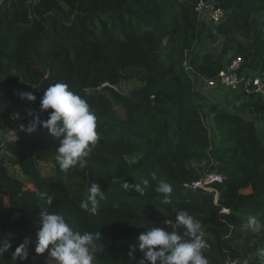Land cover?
Segmentation results:
<instances>
[{"label":"trees","instance_id":"16d2710c","mask_svg":"<svg viewBox=\"0 0 264 264\" xmlns=\"http://www.w3.org/2000/svg\"><path fill=\"white\" fill-rule=\"evenodd\" d=\"M86 1L0 0V129L18 136L0 148V236H14L0 264H15L12 252L25 236L32 241L29 256L16 264H57L47 251H34L45 209L76 230L100 233L94 264H139L143 252L128 255L138 236L156 221L171 230L164 221L175 222L180 210L201 222L209 264H226L225 249L239 243L243 253L232 249L231 260L258 259L243 243L252 237L244 227L250 216L264 224V139L245 115L252 110L264 117V100L236 95L237 113L209 105L218 136L213 145L194 84L213 80L236 57L240 71L264 81V0H203L225 13L219 24H207L210 37L223 38L218 53L195 51L205 26L195 11L200 0H120L115 12H101L102 0L83 8ZM57 82L68 84L97 116L100 138L83 169L61 171L59 139L44 128L24 130L33 116L48 118L52 110L41 112L40 102ZM21 92L36 100H21ZM210 157L223 178L210 186L216 199L214 192L189 189L214 167ZM120 178L129 184L148 179L149 185L143 195L127 192ZM160 180L173 186L168 204L156 191ZM93 182L105 197L95 216L79 207ZM230 184L249 191L230 199ZM42 191L54 196L53 205L38 198Z\"/></svg>","mask_w":264,"mask_h":264},{"label":"clouds","instance_id":"9594fccd","mask_svg":"<svg viewBox=\"0 0 264 264\" xmlns=\"http://www.w3.org/2000/svg\"><path fill=\"white\" fill-rule=\"evenodd\" d=\"M256 77L262 80L260 76ZM200 86L206 90H211L204 87L203 80L198 79L194 84V91L197 94L202 89ZM19 97L28 102L36 100L32 92H21ZM49 109L52 111L46 120H41L39 116H33L24 130L30 134L34 133L38 127L44 128L48 130L51 137L59 139L55 160L61 171L83 169L93 147L100 138L96 131V114L90 109L86 100L71 90L68 84L62 82L50 85L43 92L40 111L45 112ZM201 116L203 120V114ZM214 165L215 161L213 160V164L210 161V166L213 167ZM214 168L215 166L212 168L213 170L208 168L206 172L213 171L216 173ZM152 179L155 180L154 173ZM122 181L123 178H120V186L125 191H135L140 195L144 194L149 185L148 179L135 184ZM156 191L163 195L162 203H170V196L173 192V186L170 183L160 180ZM37 196L49 206L53 205L54 196L48 191L38 192ZM104 198L101 186L93 182L88 188L86 199L80 202L79 207L95 216L98 214L100 202ZM164 223L171 225V230L159 226H152L147 229L138 236L137 243L130 247L129 257L134 259L133 253L139 249L143 252V258L139 264H157V261L159 264H209V260L204 254L209 245L205 239L202 224L198 219L188 212L180 210L176 213L175 222L169 219L165 220ZM39 225L36 231L35 253L43 254L47 251L48 256L54 258L57 264H94L99 251V232L76 230L62 214L46 209L39 212ZM181 226L185 229L183 234L178 231ZM244 227L252 232H259L262 225L255 216H250ZM13 243L14 236L12 233L0 236V258L9 253ZM31 243L30 237L25 236L23 241L15 247L11 255V260L15 264L17 260L23 262L28 259ZM256 256L261 264H264V248H258Z\"/></svg>","mask_w":264,"mask_h":264},{"label":"rangeland","instance_id":"374dc122","mask_svg":"<svg viewBox=\"0 0 264 264\" xmlns=\"http://www.w3.org/2000/svg\"><path fill=\"white\" fill-rule=\"evenodd\" d=\"M97 3V0H87L85 4L83 5V8L91 7ZM122 8V3L120 0H102L99 4V9L101 12H106V11H112L115 12L119 9ZM260 22L264 23V16L259 19ZM204 28L202 29V33L199 36V42H198V47H196L195 51H198L200 53L204 52H216L218 53L219 51H222L223 49V38L219 36L218 34L212 37L209 35V28L207 24L204 23ZM215 30V29H214ZM213 34V33H212ZM249 41L244 40V39H238V44L240 45H246ZM235 52L234 50L229 51V55H233ZM264 74V73H263ZM264 78V77H263ZM202 88V86H200ZM198 95L194 94V98L198 101L199 104H201L202 107V112L204 114V123H206L209 128L210 132L212 133V144L215 145L217 142L218 136L217 133L213 127V120L211 117L207 118L208 115V106L211 103H216L218 104L219 109L221 110H227L233 113H237V111L232 107L233 103L235 102V93L231 92L229 90L223 89V88H215L211 90H206L202 88L200 90V93ZM208 107V108H207ZM246 118L248 120H251L255 123L257 131L260 135L261 138L264 139V117L260 116L257 112H254L252 110H249L246 113ZM204 174V173H203ZM202 174V175H203ZM201 175V177H202ZM200 177V178H201ZM227 185V184H226ZM232 187L229 188L231 194L229 196L230 199H235L238 195L245 193L248 190L247 186H234L230 184ZM207 192V191H204ZM159 221L155 223L156 226L159 225ZM262 228L259 232H252V237L249 238L246 242L243 243V248L244 250H257L258 248H264V224H261ZM233 250H236L240 253H243L242 251V246L241 243H239L236 246L232 247ZM232 249H225V255H226V264H261V261L259 259H252L250 261H246L239 263L238 260L234 261L231 260L230 253ZM256 254V253H255ZM253 261V262H252Z\"/></svg>","mask_w":264,"mask_h":264},{"label":"built area","instance_id":"2783aa9c","mask_svg":"<svg viewBox=\"0 0 264 264\" xmlns=\"http://www.w3.org/2000/svg\"><path fill=\"white\" fill-rule=\"evenodd\" d=\"M195 11L208 25H217L225 18V13L221 8L215 7L211 2H205L203 0H200L197 3ZM241 66V58H232L225 64L223 69H221L213 80L203 81L204 87L207 89L220 87L234 92L239 96L246 97L255 95L264 100V82L259 77L253 76L251 73L246 74L244 71H240ZM17 140L18 136L14 129H0V148H4L6 145L16 142ZM210 161L211 164H213V159L211 157ZM222 182L223 178L221 175L213 171H207L202 178L191 183L189 189L193 191L214 192V198L216 199L218 193L213 191L210 188V185Z\"/></svg>","mask_w":264,"mask_h":264},{"label":"crops","instance_id":"0c3cea01","mask_svg":"<svg viewBox=\"0 0 264 264\" xmlns=\"http://www.w3.org/2000/svg\"><path fill=\"white\" fill-rule=\"evenodd\" d=\"M215 104H217V102Z\"/></svg>","mask_w":264,"mask_h":264}]
</instances>
